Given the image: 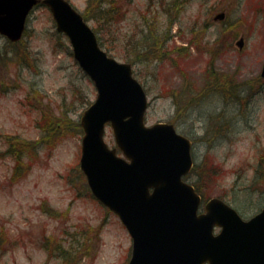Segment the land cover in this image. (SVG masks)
<instances>
[{"label":"rangeland","instance_id":"rangeland-1","mask_svg":"<svg viewBox=\"0 0 264 264\" xmlns=\"http://www.w3.org/2000/svg\"><path fill=\"white\" fill-rule=\"evenodd\" d=\"M70 1L133 66L147 125L171 123L193 140L188 180L205 201L222 198L244 219L259 213L264 0H113L107 17L105 0ZM96 98L48 8L31 13L22 44L0 35V264L129 263L128 230L80 169L81 118ZM105 140L116 147L110 126Z\"/></svg>","mask_w":264,"mask_h":264},{"label":"water","instance_id":"water-1","mask_svg":"<svg viewBox=\"0 0 264 264\" xmlns=\"http://www.w3.org/2000/svg\"><path fill=\"white\" fill-rule=\"evenodd\" d=\"M40 2L49 7L57 31L69 37L76 61L97 89L82 117L81 170L95 198L128 229L129 264H264V208L244 220L213 198L199 213L202 198L183 179L193 167L192 142L172 124L146 125L148 97L132 65L102 50L68 1L0 0V34L20 41ZM237 45L243 48V37ZM107 124L123 156L105 142Z\"/></svg>","mask_w":264,"mask_h":264},{"label":"trees","instance_id":"trees-1","mask_svg":"<svg viewBox=\"0 0 264 264\" xmlns=\"http://www.w3.org/2000/svg\"><path fill=\"white\" fill-rule=\"evenodd\" d=\"M110 2L114 3L113 0H107V1L105 0V1L102 2V5L100 4V5H101V8H98V10H99V13H101V17H102V16L107 17L108 14H109V15H112V16H115V13L117 14L118 11H117V9H115L116 7H115V8H112V9H111V8H110V9L106 8V7H107V4L110 3ZM105 4H106V5H105ZM114 9H115V10H114ZM86 18H87L88 20H90V18H88L87 15H86ZM92 19H94V18H92ZM96 32L99 33V31H97V30H96ZM17 46H18V45H17ZM185 50H186V49H185ZM194 186H195L196 190L202 195V192H201L199 186H197V185H195V184H194ZM61 249H62V252H63V253H66L65 249L63 248V246L60 247L58 250L61 251Z\"/></svg>","mask_w":264,"mask_h":264},{"label":"flooded vegetation","instance_id":"flooded-vegetation-1","mask_svg":"<svg viewBox=\"0 0 264 264\" xmlns=\"http://www.w3.org/2000/svg\"><path fill=\"white\" fill-rule=\"evenodd\" d=\"M100 37V36H99Z\"/></svg>","mask_w":264,"mask_h":264}]
</instances>
